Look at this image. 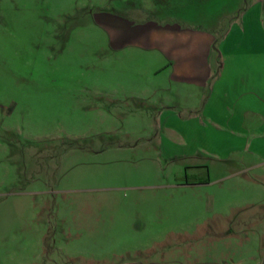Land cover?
<instances>
[{
  "label": "rangeland",
  "instance_id": "374dc122",
  "mask_svg": "<svg viewBox=\"0 0 264 264\" xmlns=\"http://www.w3.org/2000/svg\"><path fill=\"white\" fill-rule=\"evenodd\" d=\"M148 3L0 0V264H264V161L175 154Z\"/></svg>",
  "mask_w": 264,
  "mask_h": 264
},
{
  "label": "crops",
  "instance_id": "0c3cea01",
  "mask_svg": "<svg viewBox=\"0 0 264 264\" xmlns=\"http://www.w3.org/2000/svg\"><path fill=\"white\" fill-rule=\"evenodd\" d=\"M124 5L126 11L135 6ZM146 6L147 15L138 7L123 24L103 26L111 44L124 40L120 49L137 45L127 37L143 24L140 14L152 19L139 39L163 53L171 86L187 92L182 104L156 107L165 129L182 140L173 144L175 154L226 164L264 161V0H155Z\"/></svg>",
  "mask_w": 264,
  "mask_h": 264
}]
</instances>
